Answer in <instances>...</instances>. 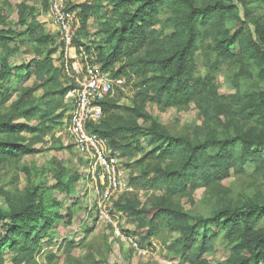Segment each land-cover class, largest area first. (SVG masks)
Listing matches in <instances>:
<instances>
[{
  "label": "trees",
  "instance_id": "1",
  "mask_svg": "<svg viewBox=\"0 0 264 264\" xmlns=\"http://www.w3.org/2000/svg\"><path fill=\"white\" fill-rule=\"evenodd\" d=\"M69 2L71 5L72 0ZM130 3H136L133 5H138L137 8L128 10ZM121 4L126 8L121 9V14L119 10V26L108 35L110 53L98 52L99 62L103 70H113L115 76L122 75L136 82L140 97L136 102L138 106L155 103L165 112L195 104L204 120L210 123L232 112L233 103L239 102L243 107L239 116L254 109L262 113L264 120V98L256 103L251 97L238 93L231 97L221 96L214 74L209 73L203 78L196 76L194 60L207 40L216 43L221 57L234 61L251 58L247 49L250 45L242 28L233 35H229L226 29L228 20L239 19L234 6L222 1L197 5L195 0H122ZM163 13H169L171 17L162 21ZM83 14L86 23L88 14L85 9ZM27 30L28 38L39 50L31 64L22 68L27 76L21 77H36L42 87H47V108L40 113L43 128L16 129L4 123L0 134L27 129L46 136L64 129L68 109L65 95L69 87L63 83L61 68L54 65L62 45L57 42L56 35L48 33L34 16ZM168 30L172 32L168 33ZM235 45L240 46V55L231 51ZM252 47L256 48V45ZM256 54L264 57V53L257 49ZM118 63L122 64L121 67L114 70ZM7 73L11 74V71H0L1 84ZM115 96L102 103L101 122L89 124L88 130L108 140L124 161L142 154L135 165L147 167L141 169L139 176L131 178V185L162 193L149 208L136 194L126 195L115 203V207L137 223L139 229H146L142 233L126 232L142 235L149 241L160 236L158 221H161L168 233L178 235L168 246L169 252L180 256L183 263L209 264L203 257L215 251L218 233L230 228V234L239 239L232 250L236 261L231 264H264V230L255 229L264 217V205L247 204L234 211L220 210L210 218L192 221L191 215L176 202L177 198L191 200L198 189L223 183L233 172L245 174L248 165H253L256 173L264 175V139L256 135H237L193 143L189 139L174 138L138 107L118 105ZM248 105L251 106L246 109ZM247 118L250 119L251 115ZM139 119L151 121L147 130L137 125ZM143 137H150L152 149L148 153L140 142ZM33 153L27 146L0 140V165ZM152 160L155 163L151 164ZM77 180L78 177L69 179V185L63 189L66 194L72 193ZM59 184L65 186L61 176ZM38 201L9 212L0 211V224L5 228V233L0 234V264H5V250L13 255V264H38L35 254L42 250L41 244L49 237L56 221L63 219L58 212L48 210L49 206H44L41 197ZM70 216L72 213L67 210L66 217L70 219ZM213 228L217 232H213Z\"/></svg>",
  "mask_w": 264,
  "mask_h": 264
},
{
  "label": "rangeland",
  "instance_id": "2",
  "mask_svg": "<svg viewBox=\"0 0 264 264\" xmlns=\"http://www.w3.org/2000/svg\"><path fill=\"white\" fill-rule=\"evenodd\" d=\"M195 1L197 5L222 1L234 6L239 19L228 20L226 29L229 35H233L242 28L251 54L248 60H229L219 55L215 42L207 40L194 60L196 76L203 78L212 73L218 80L219 95L231 97L238 93L259 103L264 98V57L256 54V49L264 53V0ZM121 3L122 0H72L70 8L77 10L81 23L75 45H83L89 48L88 51L95 48L98 52L109 54L111 42L108 35L119 26V10L121 14V9L126 8ZM133 4L136 3L128 4L127 9L133 11L137 8L138 5ZM44 7V0H0V71H11V74H4L5 81L0 83V127L6 123L16 129L43 128L41 126L44 121L40 119V113L47 108V87H42L36 77L21 76H27L22 68L31 64L39 50L32 39L28 38L27 29L32 16L48 33L51 32L45 24ZM84 9L88 14L86 23ZM167 17L171 15L163 13L161 20ZM253 44L256 48L252 47ZM231 51L241 54L239 45L233 46ZM121 65L116 64L115 70ZM121 77L125 83L115 93L117 104L129 108L138 107L174 138L189 139L193 143L207 139L222 140L237 135H256L264 139L262 113L249 109L251 105L246 106L249 110L242 113V117L239 114L243 107L239 102L233 103L232 112L208 123L195 104L181 109L170 108L165 112L155 103L138 106L136 102H139L140 97L135 88L136 82L125 76ZM249 115L250 119L247 118ZM150 124L151 121L145 119L137 121V125L144 131ZM0 140L27 146L35 152L0 165V211L19 209L29 202L37 204L41 197L44 206H49L48 210L58 212L63 217L56 221L49 237L41 244L42 250L35 254L38 264H188L183 263L180 256L169 252L168 246L178 235L168 233L161 221H158V237L147 241L142 235L139 237V234H133L146 243L152 240L156 243L148 257L134 254L124 243L113 240L108 224L103 220L98 221L94 212L90 213L88 200L81 196L85 191L83 162L63 129L46 136L23 129L17 133H1ZM149 140L150 137L140 138L147 153L152 149ZM142 157V154H138L131 160L125 159L127 181L134 188V192L128 196L138 195L143 205L149 208L162 193L142 190L130 183L131 178L139 176L141 169L147 167L135 165ZM153 163L155 160L151 161ZM255 170L253 165H248L245 174L233 172L223 183L198 189L191 200L177 198L176 202L184 212L191 215L192 221L201 217L210 218L220 210L234 211L247 204L264 205V175ZM60 176L65 186L58 185ZM74 177H78V180L73 184L72 193L68 195L63 189L69 185V179ZM67 210L72 213L70 219L66 217ZM124 229L125 232L130 230L133 233L146 231L139 229L138 224L127 217ZM255 229L264 230V217L255 225ZM4 231L3 224H0V234L3 235ZM213 232H217V229L213 228ZM230 233V228L218 233L215 251L203 257L209 264H231L236 261L232 250L239 239ZM4 254L5 264H13V255L6 250Z\"/></svg>",
  "mask_w": 264,
  "mask_h": 264
},
{
  "label": "built area",
  "instance_id": "3",
  "mask_svg": "<svg viewBox=\"0 0 264 264\" xmlns=\"http://www.w3.org/2000/svg\"><path fill=\"white\" fill-rule=\"evenodd\" d=\"M47 24H51L62 51L55 56L54 65L61 68L63 83L69 87L65 95L68 106L64 132L83 162L84 193L90 213L109 226L115 242L124 243L134 254L151 255L156 243L144 242L124 229L125 214L115 207L122 197L134 192L128 184V168L108 140L91 133L88 125L100 123L102 103L121 90L125 81L113 70H103L95 48L90 51L76 46L81 28L77 10L70 8L69 0H44ZM44 14V13H43ZM115 70V69H114ZM89 217V215H87Z\"/></svg>",
  "mask_w": 264,
  "mask_h": 264
},
{
  "label": "crops",
  "instance_id": "4",
  "mask_svg": "<svg viewBox=\"0 0 264 264\" xmlns=\"http://www.w3.org/2000/svg\"><path fill=\"white\" fill-rule=\"evenodd\" d=\"M44 20H45V24H46V27H47L48 31H51L50 33L53 34V32H55L54 28L52 27L51 24H47L45 17H44ZM42 23H44V22L42 21Z\"/></svg>",
  "mask_w": 264,
  "mask_h": 264
}]
</instances>
